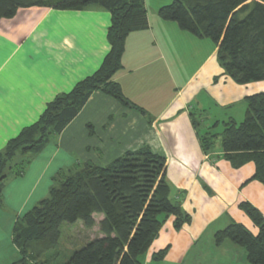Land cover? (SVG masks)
I'll list each match as a JSON object with an SVG mask.
<instances>
[{"label":"crops","instance_id":"obj_1","mask_svg":"<svg viewBox=\"0 0 264 264\" xmlns=\"http://www.w3.org/2000/svg\"><path fill=\"white\" fill-rule=\"evenodd\" d=\"M169 3L170 0H160L149 12L144 0L148 28L128 35L122 69L113 77L124 96L145 113L94 92L61 133L29 157L23 174L4 181L0 194V264L20 260L12 240L14 224L48 197L59 173L75 171L87 162L104 167L125 152L148 146L166 158V165L172 161L179 166L198 163L201 170L206 167L205 172L211 174L209 162L215 154L202 152L199 130L192 125L191 115L203 119L204 112L213 107L223 110L230 103L229 93L223 88L231 79L222 76L224 80L220 82L216 76L223 75L222 70L215 67L206 71L216 47L206 52L205 39H197L158 17L159 8ZM110 23V13L98 6L82 10L31 7L0 20V154L11 139L38 121L56 96L70 92L100 68L110 50ZM202 131L212 132L210 128ZM217 154L223 156L222 151ZM246 167L254 173L252 164L237 170ZM248 180L224 182L230 193L238 192L245 199L247 195L242 193L249 186L259 190V182L246 185ZM198 186L200 195L203 188ZM184 193L186 198L191 197L189 191ZM172 198L177 199V193ZM179 201L183 209L185 201ZM247 202L263 214L258 200L248 198ZM94 218L92 230L99 232L101 218ZM166 223H172V219ZM169 245L166 247L171 249ZM221 248L224 263L226 254L229 264H248L240 247L226 241L216 250Z\"/></svg>","mask_w":264,"mask_h":264},{"label":"trees","instance_id":"obj_2","mask_svg":"<svg viewBox=\"0 0 264 264\" xmlns=\"http://www.w3.org/2000/svg\"><path fill=\"white\" fill-rule=\"evenodd\" d=\"M90 6L111 15L107 33L110 50L94 74L70 92L56 96L37 122L7 143L0 154V194L4 181L23 174L29 157L61 133L92 93L101 92L145 113L124 96L113 79L122 69L128 35L148 28L144 0H0V20L12 18L24 8L82 10ZM157 14L197 39L212 41L223 75L234 83L264 81V0H170ZM244 102L241 123L223 122L220 135L208 131L198 134V141L207 155L221 136L224 160L235 170L252 164L254 173L246 184L256 181L264 186V92L246 96ZM191 117L197 129L198 120ZM217 126L215 123L211 129ZM166 172V158L142 146L104 167L87 162L75 171L59 173L48 197L14 224L12 240L21 257L15 264H46L42 257L58 244L60 225L79 221L91 230L96 225L95 215L101 216L97 224L100 237L85 244L65 264H143L142 258L169 219L176 231L190 220L181 209L180 195L172 198ZM1 202L0 195V206ZM238 208L258 233L231 222L214 234V245L229 241L244 250L248 264H264V218L249 202ZM168 249L153 254V260H162Z\"/></svg>","mask_w":264,"mask_h":264},{"label":"rangeland","instance_id":"obj_3","mask_svg":"<svg viewBox=\"0 0 264 264\" xmlns=\"http://www.w3.org/2000/svg\"><path fill=\"white\" fill-rule=\"evenodd\" d=\"M146 1L149 12L155 9V7L158 6V2H160V0ZM205 41L208 43L206 52H208L209 48L215 47L212 41L208 39H205ZM214 67L220 71L222 70L218 63L216 53L214 57H212L206 71ZM222 76L226 77L225 75L216 76L220 82L224 80L221 78ZM221 87V84H219L218 89ZM225 90L229 93L228 102L230 103L225 106L223 110L213 107L212 110L204 112L203 119L200 118V120L196 117L199 124L197 128L199 134L204 133L202 131L203 129H206V131L208 128L211 129L215 123H218V126L214 130H211L218 135H220L223 130V122L234 120L237 124L241 123L244 119L246 108L242 96L264 92V81L240 85L228 80L227 88H223V91ZM221 151V136H218L212 150L215 154L212 158L214 162L212 159L209 162L212 165L211 174L205 172L206 167L201 170V166H199L198 163L194 166H179L172 161L169 165H166L167 182L172 190L171 195L175 196L177 193V195L181 197L180 200L182 202L185 201V207H183V209L181 207V209L189 216L190 220L188 223H185L179 231L174 230L172 223H166L162 232L158 238H156L152 247L153 249L151 248L152 250L142 259L144 264H229L228 255L225 254V263L222 260L224 258L223 253H219L223 252L222 248L216 250L213 238L214 234L224 229L231 222L242 224L254 235L258 233L257 228L252 224L250 219L239 210L238 205L242 202H247L248 198L256 199L259 201L257 204L262 208L264 214V186L257 183L259 190L253 188V186H249L247 190L242 193L247 195L245 199L238 192L230 193L228 185L224 180L227 183L228 181L232 183V180H242L241 182L244 183V181L250 178L253 171L249 170L248 167L239 171L231 168L230 164L227 163L220 154H217L221 153ZM209 176L211 177L209 178ZM193 183L195 184L193 185ZM249 183L250 182H248V184ZM198 184L200 186L202 185L203 188L200 195L198 193ZM246 185H244V187ZM239 189L241 190L242 187L240 186ZM185 191H189L191 197L186 198ZM255 208L258 209L257 207ZM260 213L262 214L261 211ZM263 214L262 216L264 218ZM95 217L96 220L101 218L100 215H96ZM59 232L60 237L56 247L48 253H45L42 257L46 264H65L76 251L80 250L94 238H97V233H99L94 229L88 230L84 228L83 224L79 221L74 224L63 223L59 227ZM192 233H194V238L191 237ZM169 244H172V248L170 249L169 247L170 250H167L163 259L154 261L152 255L163 250L166 246H170ZM240 249L244 251L242 248ZM236 264H239V262Z\"/></svg>","mask_w":264,"mask_h":264}]
</instances>
